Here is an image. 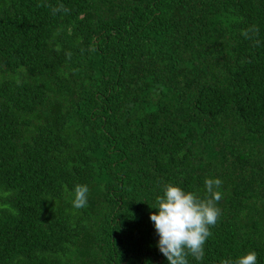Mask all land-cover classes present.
<instances>
[{
	"label": "trees",
	"instance_id": "16d2710c",
	"mask_svg": "<svg viewBox=\"0 0 264 264\" xmlns=\"http://www.w3.org/2000/svg\"><path fill=\"white\" fill-rule=\"evenodd\" d=\"M205 178L188 264H264V0H0V264H167L152 207Z\"/></svg>",
	"mask_w": 264,
	"mask_h": 264
},
{
	"label": "clouds",
	"instance_id": "9594fccd",
	"mask_svg": "<svg viewBox=\"0 0 264 264\" xmlns=\"http://www.w3.org/2000/svg\"><path fill=\"white\" fill-rule=\"evenodd\" d=\"M221 183L219 178H205V198L171 183L163 185L162 195L157 197L156 206L152 207L157 211L150 213L149 218L158 236L156 247L167 264H188L189 256L196 260L204 257L205 242L212 235L210 226L216 224L220 215L216 203L221 199L222 194L218 190ZM88 192L87 185H77L73 207H85ZM221 264H257V253L249 251L236 258L228 257L222 259Z\"/></svg>",
	"mask_w": 264,
	"mask_h": 264
}]
</instances>
